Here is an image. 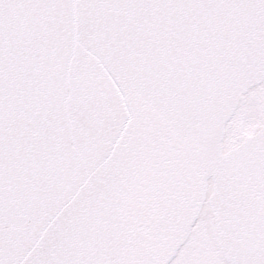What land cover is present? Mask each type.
Wrapping results in <instances>:
<instances>
[{"label":"snow or ice","instance_id":"obj_1","mask_svg":"<svg viewBox=\"0 0 264 264\" xmlns=\"http://www.w3.org/2000/svg\"><path fill=\"white\" fill-rule=\"evenodd\" d=\"M0 264H264V0H0Z\"/></svg>","mask_w":264,"mask_h":264}]
</instances>
